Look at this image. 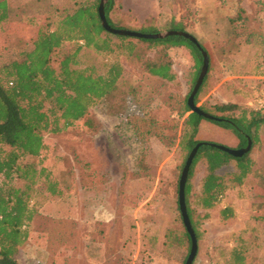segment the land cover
Here are the masks:
<instances>
[{
    "label": "rangeland",
    "instance_id": "rangeland-1",
    "mask_svg": "<svg viewBox=\"0 0 264 264\" xmlns=\"http://www.w3.org/2000/svg\"><path fill=\"white\" fill-rule=\"evenodd\" d=\"M83 1L6 0L10 15L0 24V64L29 49L38 30L54 27ZM110 16L132 29L152 24L159 32L168 29L171 19H180L210 52L197 106L231 102L264 108V0H115ZM76 46L68 41L60 50ZM157 51L141 41L133 49L138 60L116 47L109 53L78 51L76 67L104 73L117 60L123 71L116 90L94 102L82 120L43 133L47 149L40 165L61 193L49 195L38 178L29 198L36 213L16 254L20 264H184L190 247L176 238L184 225L178 210L184 151L178 141L187 112L182 117L178 112L192 87L193 60L185 47L169 48L175 78L166 81L144 66L157 58ZM164 116L177 123L169 146L150 122ZM259 134L251 156L255 170H264V123ZM196 138L233 148L239 142L231 129L207 119ZM203 173L199 162L191 179L192 206ZM254 184L264 192V180L253 176L229 187L216 207L195 206L199 238L191 264H232L229 250L238 238L249 247V264H264V219L256 218L264 209ZM224 206L234 210L226 220L219 214Z\"/></svg>",
    "mask_w": 264,
    "mask_h": 264
},
{
    "label": "trees",
    "instance_id": "trees-1",
    "mask_svg": "<svg viewBox=\"0 0 264 264\" xmlns=\"http://www.w3.org/2000/svg\"><path fill=\"white\" fill-rule=\"evenodd\" d=\"M100 1L84 0L78 3L72 11L62 14L54 27L47 26L38 30L29 49L0 64V264H20L16 254L28 237V226L36 213L29 198L38 178H43L49 195L61 193L57 181L50 177L45 166L40 165L47 149L43 133L59 132L82 120L94 102L109 96L117 88V80L123 71L120 62H111L104 73H96L91 66L76 67V55L82 47L97 53H109L116 47L126 56H133L138 60L141 56L135 54L133 49L137 41L144 42L148 48L158 49L159 53L156 59L144 62L146 71L166 81L175 78L167 55L168 49L185 47L193 60L190 92L202 65L201 49L207 53L210 65L209 50L188 31L180 19H171L167 30L189 32L196 38L200 48L179 34L161 38L113 34L101 24L98 11ZM114 7L115 0L103 2L107 23L113 28L132 29L124 22L112 20L110 15ZM9 15L10 8L6 0H0V24L5 23ZM132 30L159 32L152 24ZM68 41H76V48L73 51H61L60 47ZM207 78L208 74L195 93V104L200 99ZM190 92L184 97L178 112L179 117L187 112L182 119V132L178 141L184 151L182 167L191 149L201 141L196 135L203 119L231 129L239 141L236 148L246 146L248 139L251 141L250 149L239 156L209 143L198 146L184 184L186 211L198 239L199 232L194 220L195 206L212 209L219 204L229 187L241 185L253 176L264 180V170H255V161L251 156L252 148L260 140L259 129L264 123V108H246L231 102L199 105L201 110L218 118L209 119L190 110L187 104ZM150 122L151 125L154 124V133L160 140L168 146L174 142L177 123L165 116L162 119L151 117ZM84 123L92 125L88 121ZM26 157L30 160H25ZM199 162L204 164V173L192 206L191 179ZM227 166L229 169L222 171ZM254 185L256 194L261 198L258 205L264 209L263 187ZM219 214L226 220L234 215V210L230 206H224ZM256 218L264 219V210ZM182 226L183 231L177 235L176 241L181 244L186 240L189 248L190 236ZM238 242L229 250L230 260L232 264H249V247L243 238H238Z\"/></svg>",
    "mask_w": 264,
    "mask_h": 264
},
{
    "label": "water",
    "instance_id": "water-1",
    "mask_svg": "<svg viewBox=\"0 0 264 264\" xmlns=\"http://www.w3.org/2000/svg\"><path fill=\"white\" fill-rule=\"evenodd\" d=\"M104 1L105 0L100 1L99 8H98L101 24L103 25V27L107 31H109L113 34L129 35V36H135V37H139V38H161V37H164V36L169 35V34H179V35H183L184 37L190 39L192 42H194L200 48L196 38L192 34H190L189 32L182 31V30H165L164 32L146 33V32H141V31L127 29V28H113L106 21L104 11H103V2ZM201 52L203 55L202 65L200 68V72L197 76V79L195 81V84H194V86H193V88H192V90H191V92L187 98V104L190 107L191 111H195L198 114L203 115L204 117L209 118V119H218L217 117L201 110L197 106V104H195V102H194L195 93L197 92L205 74L207 73V69H208L207 53L203 49H201ZM203 143H209L213 146H216V147H218L222 150H225V151L229 152L230 154H233L236 156H239V155L243 154L244 152H247L251 147L250 139H248L246 146L241 147V148H233V147H229V146H226V145H223L220 143H216V142L199 141L195 144V146L189 152V154L185 160V163L182 167L181 174L179 177V182H178V206H179L182 222H183V224H184V226H185V228H186V230L190 236V240H191L190 250H189V253L187 255V258H186L184 264H191L192 263L193 258L196 254V250H197V240L195 237L194 230L191 226V223H190L187 211H186L185 201H184V184H185L188 168H189L191 161H192V159H193V157L197 151V148L200 144H203Z\"/></svg>",
    "mask_w": 264,
    "mask_h": 264
}]
</instances>
